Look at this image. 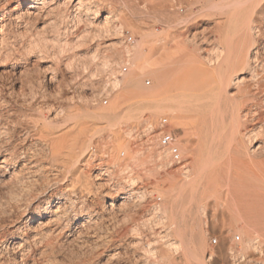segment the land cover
Here are the masks:
<instances>
[{
    "label": "rangeland",
    "instance_id": "1",
    "mask_svg": "<svg viewBox=\"0 0 264 264\" xmlns=\"http://www.w3.org/2000/svg\"><path fill=\"white\" fill-rule=\"evenodd\" d=\"M97 1L103 13L112 9L117 14L114 22L122 24V32L114 35L117 47L126 45L132 52L137 46L140 61H156V50L166 43L177 55L174 43L192 32L198 40L203 35L211 39L203 43L207 50L219 44L213 32L218 18L207 15L213 10L203 9L198 0ZM165 4L175 5L170 11L177 17L190 14L189 18L180 23L173 19L169 27L170 21L160 13ZM40 19L37 26L47 27L44 36L50 50L43 47L37 55L21 50L13 60L0 62V127L6 129L0 137V264H264V165L252 166L253 176L241 175L228 185L227 142L219 141L215 133L205 142L195 124L196 112L189 107L179 111L178 124L172 115L176 107L186 105L182 95L171 91L149 96L162 87L172 89L178 78L161 85L146 72L122 92L112 87L111 79H125L134 57H121L113 70L100 63L101 43L113 36L58 53L48 20ZM35 31L26 37H36ZM97 43L100 51L92 58ZM123 66L127 71H122ZM157 102L163 109L157 108ZM52 112L53 125H47ZM163 117L165 126H161ZM246 126L257 123L248 121ZM162 131L176 136L180 164L172 162L169 153L165 161L170 164L156 160L157 149H165L159 145ZM116 135L122 146L116 147L112 139ZM52 137H63L67 143L55 159L49 152ZM4 153L9 154L6 164L1 163ZM259 159L264 161V154ZM213 169L225 180L207 185ZM239 169H232L234 176ZM139 190L144 191L142 197L135 193ZM121 197L123 202L116 208L108 206ZM233 203L240 205L245 220L231 217ZM154 205L165 213H155ZM56 206L64 214L59 221L50 218ZM38 221L44 223L40 228L35 227ZM255 226L261 237L258 249L242 242ZM164 234L183 248H163ZM214 237L216 246L210 243ZM162 252L165 259L159 257Z\"/></svg>",
    "mask_w": 264,
    "mask_h": 264
},
{
    "label": "bare ground",
    "instance_id": "2",
    "mask_svg": "<svg viewBox=\"0 0 264 264\" xmlns=\"http://www.w3.org/2000/svg\"><path fill=\"white\" fill-rule=\"evenodd\" d=\"M2 1L3 0H0V10H2V12H0V62L13 60V54L21 50H25L27 54L32 55L35 53L37 55V53L39 54L42 52L43 47L49 49L47 48L49 45L46 43L48 38L44 36L47 27L42 28V26L41 30L38 29L39 27L37 26V22L40 18L48 20L47 24L51 27V31L54 34L53 37L51 36L52 38L50 37L52 46L58 48V53L75 48L78 50V48L88 40H98L106 36H113L105 39L106 41L101 43L103 53L102 62L100 63L113 70L121 57H134L132 70L125 79H119L116 76L112 77L111 85L113 88H120L122 92L129 91L136 76L146 72L153 75L154 79L161 85L166 84L171 78H178L177 85L172 89L162 87L161 89L152 91L149 96H165L171 93V91L174 92L171 93L172 95H182L185 98L184 102H186V105H181V108L176 107L178 111L176 114L172 115V117L177 118L178 124L181 123L182 120L179 111L189 107L196 112L197 118L195 124H198V129L205 142L209 135L211 138L212 133H215V137L219 141L227 142L225 145H227L226 148L229 155H226V157L228 156L226 161L230 165V174L226 179L228 185H231L234 178L237 179L239 176L241 178V175L247 176L249 179V177L253 176L250 172L252 166L264 165V161L259 159L264 154V140L260 139V136L264 138V114L260 110L264 107V0L195 1L199 3L203 9L207 8L213 10L212 13H208L207 15L217 16L218 19L213 26V32L215 33L214 38L217 39L219 44H213L212 48L207 50V48L205 49V47H203V43L208 42L210 38H206V36L202 34L203 36L199 35L201 38L198 40L196 39L197 34L191 31L192 33L185 39L174 43L178 53L177 55L169 51L170 46L166 43L161 46L160 49L156 50L159 51V57L154 62L148 60L140 61V50L137 46L132 52L129 46L124 45L122 49L117 47L118 40L114 35H118L122 32V24L119 25L114 22L117 14L112 9L103 13V6L97 0H4L3 4ZM195 2H191L190 5ZM7 4L11 7L7 8ZM173 7H175V5L165 4L160 12L167 21H170L168 23L169 27L172 26L171 22L173 19L179 18L176 20V23H180L187 20L190 15L187 14L185 18L177 17L178 15L175 12L170 11V8ZM5 17H8V19H4ZM135 17L137 16L135 15ZM34 28L36 29V37H32L33 35L31 34L26 37V33ZM20 29H24L26 35L23 34ZM70 34H74L71 40L68 38ZM70 44H72L71 47ZM150 50L154 52V47H150ZM99 51L100 43H97L95 49L90 52L91 56H89L95 58ZM84 56H87V53H85ZM13 63L11 65L12 69L16 66ZM0 99L3 100L2 97ZM159 103L157 104L158 109L161 108ZM161 109H163V107ZM166 110L170 111L168 108ZM53 115L52 112L51 117L47 118V125H53ZM248 121H255L257 126L248 128V126H246ZM181 125H183V122ZM3 133H6V129L0 127V137ZM63 136L66 138L65 135ZM64 138H50L49 152L53 159L57 157L58 149L64 147L66 143ZM245 138L248 143H251V146L244 145ZM112 139L117 143L116 147L123 145V142L117 135L112 137ZM167 153L168 151L166 148L164 150L157 149L155 152L156 160L163 161L160 164H170L169 161H165ZM8 157L9 154L4 153L1 163L6 164L8 162ZM182 166L184 167L185 165ZM233 168H241V171L236 172L237 176H234L232 173ZM234 170L233 172H235ZM214 171L215 169L207 176V185H215L225 180L220 176V173ZM186 177L188 176L186 175ZM22 181L24 180L22 179ZM133 182L134 179H132V184ZM30 189L27 188V191L29 192ZM169 190H173V186L170 187ZM135 193L140 197L144 195V191L142 190L135 191ZM237 197L238 196L235 198ZM123 198L124 197L110 200L108 206L111 208L118 206V203L123 202ZM234 200V202H236V199ZM56 207V209L53 208L54 211H52L50 217H53L52 219H57L64 215L60 214V210H58L59 206ZM152 209L158 214L165 213V210L163 211L161 207L156 205H154ZM241 209L242 208H240V205L237 203H233L232 207L230 206V215L234 220L243 218ZM200 210L204 211L203 206ZM43 224L42 221H38L35 227L40 228ZM253 225L251 223V226ZM255 227L257 230L258 227ZM256 230H254V233L251 232L252 235L246 236L242 241L246 246L252 247L253 249H258V243L261 239L260 233ZM45 232H47V230ZM35 234H38V232H35ZM162 237L163 248H173L175 251H179L183 248L180 241L168 239L166 234ZM235 237L238 239L240 238L238 235ZM200 251L201 250H197L195 252L199 254ZM164 252L160 253V259H165L167 257Z\"/></svg>",
    "mask_w": 264,
    "mask_h": 264
},
{
    "label": "built area",
    "instance_id": "3",
    "mask_svg": "<svg viewBox=\"0 0 264 264\" xmlns=\"http://www.w3.org/2000/svg\"><path fill=\"white\" fill-rule=\"evenodd\" d=\"M128 40H131V37H128ZM122 71H127V66L122 67ZM167 124V118L163 117L161 119V126H165ZM159 145L163 148H166L170 159L172 162L176 164H180L182 160V156L179 150V147L176 143V136L171 131H162L159 136ZM211 245H218V240L216 237L212 238L210 241Z\"/></svg>",
    "mask_w": 264,
    "mask_h": 264
}]
</instances>
